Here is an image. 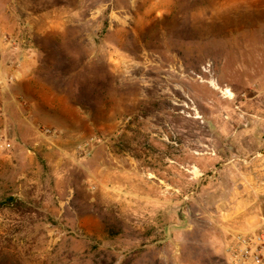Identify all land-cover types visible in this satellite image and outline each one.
Returning <instances> with one entry per match:
<instances>
[{
	"label": "rangeland",
	"instance_id": "obj_1",
	"mask_svg": "<svg viewBox=\"0 0 264 264\" xmlns=\"http://www.w3.org/2000/svg\"><path fill=\"white\" fill-rule=\"evenodd\" d=\"M252 215L264 221V0H0L8 252L229 264Z\"/></svg>",
	"mask_w": 264,
	"mask_h": 264
},
{
	"label": "built area",
	"instance_id": "obj_2",
	"mask_svg": "<svg viewBox=\"0 0 264 264\" xmlns=\"http://www.w3.org/2000/svg\"><path fill=\"white\" fill-rule=\"evenodd\" d=\"M229 264H264V229L237 233L226 247Z\"/></svg>",
	"mask_w": 264,
	"mask_h": 264
},
{
	"label": "crops",
	"instance_id": "obj_3",
	"mask_svg": "<svg viewBox=\"0 0 264 264\" xmlns=\"http://www.w3.org/2000/svg\"><path fill=\"white\" fill-rule=\"evenodd\" d=\"M22 118L24 119V121L28 122V124H32L29 120L26 119L24 115H22ZM16 128H19V125H16ZM261 220L262 219L258 215H252L247 217L243 224V228H242L243 230H241L240 233H247V232L255 231L260 227H264V221Z\"/></svg>",
	"mask_w": 264,
	"mask_h": 264
},
{
	"label": "trees",
	"instance_id": "obj_4",
	"mask_svg": "<svg viewBox=\"0 0 264 264\" xmlns=\"http://www.w3.org/2000/svg\"><path fill=\"white\" fill-rule=\"evenodd\" d=\"M0 264H23V262L18 256L8 252L3 245H0Z\"/></svg>",
	"mask_w": 264,
	"mask_h": 264
}]
</instances>
